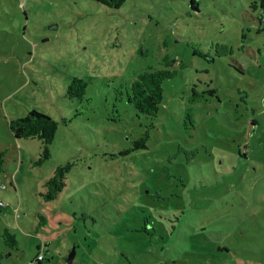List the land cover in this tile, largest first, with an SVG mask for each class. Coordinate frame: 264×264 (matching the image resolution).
<instances>
[{"label":"rangeland","instance_id":"rangeland-1","mask_svg":"<svg viewBox=\"0 0 264 264\" xmlns=\"http://www.w3.org/2000/svg\"><path fill=\"white\" fill-rule=\"evenodd\" d=\"M254 3L0 0V264H67L74 247L72 264H264ZM166 56L176 73L156 116L142 114L131 83ZM74 77L82 97L68 94ZM32 109L58 122L42 164V141L9 127ZM145 131L146 148L121 153ZM68 162L64 189L46 200V179ZM145 223L151 234L135 231Z\"/></svg>","mask_w":264,"mask_h":264},{"label":"trees","instance_id":"trees-1","mask_svg":"<svg viewBox=\"0 0 264 264\" xmlns=\"http://www.w3.org/2000/svg\"><path fill=\"white\" fill-rule=\"evenodd\" d=\"M105 6L118 7L125 0H95ZM191 4L196 7V0H191ZM255 7L258 4L261 15L257 18L258 22L262 25L264 23V0H258V3H254ZM20 13V12H18ZM17 21V20H16ZM22 28L25 29L24 24L18 29L22 32ZM264 29L263 27H259ZM175 59L165 57L166 67L154 68L150 67L141 72L131 83L129 99L134 104L135 108L142 114L156 116L160 109V105L164 97L163 81L171 78L175 75L176 70L169 68L171 63ZM86 82L79 78L74 77L71 84L68 87V94L73 96L82 97L85 94ZM10 130L17 138H29L37 137L42 141L43 151L40 158L36 161L38 164H42L48 160L51 156L49 144L53 141L58 128V122L51 116L32 109L25 116L15 118L9 123ZM149 138V131H145L144 134L134 141V145L130 149H124L122 154L128 153L130 150H136L147 147V141ZM3 151H0V163H3ZM241 158L247 159L246 154L239 151ZM73 163L68 162L66 164L59 165L54 173L46 179L45 185L47 190L43 193L46 200L55 199L59 193L64 189L66 185L67 174L71 169ZM148 223H145L143 228L136 229V232L151 234ZM6 240L11 241V245H16V238L13 234L6 232ZM44 259V258H43ZM38 260V259H37ZM40 261V260H39ZM67 263V262H66ZM73 263V262H72ZM71 263V264H72ZM68 264V263H67Z\"/></svg>","mask_w":264,"mask_h":264},{"label":"water","instance_id":"water-1","mask_svg":"<svg viewBox=\"0 0 264 264\" xmlns=\"http://www.w3.org/2000/svg\"><path fill=\"white\" fill-rule=\"evenodd\" d=\"M75 254H76V250L75 247L69 252L67 258H66V262L68 264H71L75 258ZM182 263H186V261H178L176 264H182Z\"/></svg>","mask_w":264,"mask_h":264},{"label":"built area","instance_id":"built-area-1","mask_svg":"<svg viewBox=\"0 0 264 264\" xmlns=\"http://www.w3.org/2000/svg\"><path fill=\"white\" fill-rule=\"evenodd\" d=\"M0 204H2V201L0 200ZM38 260H41V259H43V256L40 254V255H38V258H37ZM31 264H35L34 262H31Z\"/></svg>","mask_w":264,"mask_h":264}]
</instances>
